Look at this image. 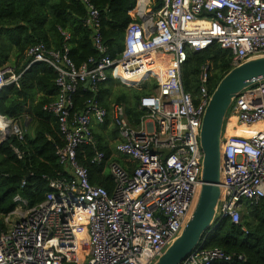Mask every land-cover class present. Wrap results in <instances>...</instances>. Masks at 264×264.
<instances>
[{"label":"built area","instance_id":"2783aa9c","mask_svg":"<svg viewBox=\"0 0 264 264\" xmlns=\"http://www.w3.org/2000/svg\"><path fill=\"white\" fill-rule=\"evenodd\" d=\"M82 2L99 59L77 67L67 47L55 51L36 44L27 52L29 64L45 63L58 75L57 97L44 111L57 118L64 145L56 155L65 175L48 182L45 200L34 207L14 198L18 205L4 218L6 228H0V264H153L184 228L201 186L199 134L213 90L204 67L197 96L184 91L186 51L217 44L231 52L232 68L264 56V0H135L116 57L102 43L98 11L88 0ZM159 76L153 93L139 100L146 114L136 128L128 123L123 104L107 111L87 101L81 111L73 110L79 86L95 89L110 78L137 88ZM137 77L136 84H128ZM19 78L9 67L0 69V89L18 86ZM108 115L117 129L114 154L136 165L128 172L117 162L108 163L111 192L91 184L88 170L77 161L81 146H96L92 123L103 126ZM0 121V141L6 133L22 140L24 128L2 116ZM229 126L241 132L228 135ZM221 156L213 225L222 218L238 224L244 203L264 199V80L242 90L230 104ZM104 160L105 154L95 150L90 163L98 166ZM11 215L17 219L12 225ZM213 229L180 264L232 261L220 250L203 249Z\"/></svg>","mask_w":264,"mask_h":264},{"label":"trees","instance_id":"16d2710c","mask_svg":"<svg viewBox=\"0 0 264 264\" xmlns=\"http://www.w3.org/2000/svg\"><path fill=\"white\" fill-rule=\"evenodd\" d=\"M99 13V33L107 53L116 57L121 50L124 32L132 21L129 11L135 0H88ZM87 10L82 0H0V69L9 67L20 75L18 86L0 89V116L13 121L26 130L22 140L13 135L0 144V228L5 229L4 218L12 213L18 203L16 196L25 200L27 208L45 200L48 182L65 175L59 164L56 149L64 145L58 131L57 118L44 111L58 94L55 81L57 73L47 64H29L28 50L43 44L50 50L68 48V57L75 66L100 58L92 43V32L85 26ZM182 65V87L196 97L199 76L208 69V89L214 90L219 81L232 69V54L217 44L204 50L186 51ZM115 82L108 79L95 89L79 86L73 96L74 111H81L87 101L95 102L107 111L112 104H123L127 121L136 128L146 114L138 107L142 97L151 95L158 83L151 80L139 88L122 86L113 92ZM95 147L81 146L77 161L89 173V181L113 189V181L104 171L110 161L131 172L134 163L114 154L111 140L116 141L117 129L110 123L109 115L103 126L92 123ZM31 131V132H30ZM95 150L105 154L101 165L90 163ZM21 156L18 159V155ZM203 249H216L230 256L229 263L214 264H264V199L247 202L240 211L238 224L229 218L218 219L207 235ZM241 256L243 260H238Z\"/></svg>","mask_w":264,"mask_h":264},{"label":"water","instance_id":"95a60500","mask_svg":"<svg viewBox=\"0 0 264 264\" xmlns=\"http://www.w3.org/2000/svg\"><path fill=\"white\" fill-rule=\"evenodd\" d=\"M264 80V56L232 68L217 84L205 108L199 134L203 154L201 186L188 221L175 240L153 264H180L214 227L221 195V143L226 112L233 99L245 88ZM86 86L88 83L85 84ZM8 137L5 134L4 140ZM3 142L0 141V144ZM168 152H165L167 155Z\"/></svg>","mask_w":264,"mask_h":264},{"label":"rangeland","instance_id":"374dc122","mask_svg":"<svg viewBox=\"0 0 264 264\" xmlns=\"http://www.w3.org/2000/svg\"><path fill=\"white\" fill-rule=\"evenodd\" d=\"M162 76V75H161ZM161 76H159V78H157V77H155V79H152V78H150V79H148V80H146L145 81V83H148L149 81H151V80H155V81H157L156 79H161ZM128 84H136V83H132L131 81H128ZM123 85H121V84H118V83H116V84H114V86H113V92L114 93H117V89L119 88V87H122ZM124 87H126L127 89H135L134 87H129V86H124ZM137 88H139V86L137 87ZM239 130V129H238ZM237 130V131H238ZM237 131H235V133L237 132ZM31 132V131H30ZM227 132H228V130H227ZM233 134V133H232ZM229 135V134H228ZM0 139H3V136H0ZM110 145V147L111 148H113L114 147V141L113 140H111V143L109 144ZM104 173L105 174H109L108 173V169L106 168L105 169V171H104ZM246 203H244V205H245ZM17 219H16V215H11L10 216V224L12 225V224H14V222L16 221Z\"/></svg>","mask_w":264,"mask_h":264},{"label":"bare ground","instance_id":"6f19581e","mask_svg":"<svg viewBox=\"0 0 264 264\" xmlns=\"http://www.w3.org/2000/svg\"><path fill=\"white\" fill-rule=\"evenodd\" d=\"M148 63H149V61H145V64H148ZM157 68L160 69V70H163L164 69V67L162 65H160V64H158ZM140 69L141 70H144L145 69V66H142V68H140ZM159 72H162V71H159ZM131 74H133V72L129 73V75H131ZM139 78L140 77H137L136 79H131L129 81H131L132 83H137V81H138ZM3 128H4L3 123L0 121V129H3ZM227 130H228V134L235 133V131H233L230 128V126L227 128ZM240 132H241V129H239L236 133H240Z\"/></svg>","mask_w":264,"mask_h":264},{"label":"crops","instance_id":"0c3cea01","mask_svg":"<svg viewBox=\"0 0 264 264\" xmlns=\"http://www.w3.org/2000/svg\"><path fill=\"white\" fill-rule=\"evenodd\" d=\"M117 82H115V84H116ZM119 84V83H118ZM96 126H98V125H96Z\"/></svg>","mask_w":264,"mask_h":264}]
</instances>
